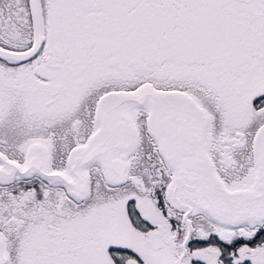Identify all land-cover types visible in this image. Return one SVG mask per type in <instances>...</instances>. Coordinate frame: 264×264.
Wrapping results in <instances>:
<instances>
[{"label": "snow or ice", "instance_id": "1", "mask_svg": "<svg viewBox=\"0 0 264 264\" xmlns=\"http://www.w3.org/2000/svg\"><path fill=\"white\" fill-rule=\"evenodd\" d=\"M0 264H264V0H0Z\"/></svg>", "mask_w": 264, "mask_h": 264}]
</instances>
